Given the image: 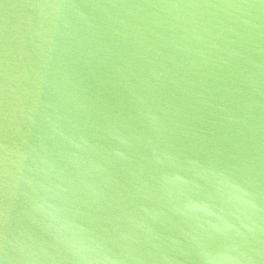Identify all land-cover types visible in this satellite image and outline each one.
<instances>
[{"label":"water","instance_id":"water-1","mask_svg":"<svg viewBox=\"0 0 264 264\" xmlns=\"http://www.w3.org/2000/svg\"><path fill=\"white\" fill-rule=\"evenodd\" d=\"M0 264H264V0H0Z\"/></svg>","mask_w":264,"mask_h":264}]
</instances>
